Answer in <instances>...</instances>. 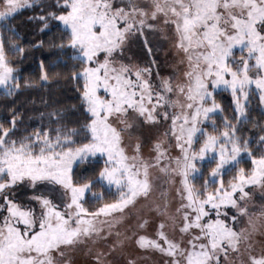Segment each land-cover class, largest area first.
Listing matches in <instances>:
<instances>
[{
    "label": "rangeland",
    "instance_id": "rangeland-1",
    "mask_svg": "<svg viewBox=\"0 0 264 264\" xmlns=\"http://www.w3.org/2000/svg\"><path fill=\"white\" fill-rule=\"evenodd\" d=\"M37 0H0V23ZM89 143L49 153L0 138V264H264V157L210 134L228 91L264 106V0H67ZM1 36V32H0ZM0 38V91L12 84ZM101 157L121 192L94 213L74 166ZM216 159L200 196L198 163ZM251 158L227 188L222 174ZM229 250V253L225 252Z\"/></svg>",
    "mask_w": 264,
    "mask_h": 264
},
{
    "label": "trees",
    "instance_id": "trees-1",
    "mask_svg": "<svg viewBox=\"0 0 264 264\" xmlns=\"http://www.w3.org/2000/svg\"><path fill=\"white\" fill-rule=\"evenodd\" d=\"M67 0H37L0 23L1 46L13 70L12 84L0 91V138L7 147H25L32 154L64 151L89 143L92 115L85 99V81L79 75L85 62L75 56L71 35L58 19L67 13ZM221 110L211 115L210 134L228 131L241 149L253 158L264 157V106L254 98L238 118L228 91L215 93ZM216 159L198 163L194 180L200 196L215 192L218 181L210 177ZM105 161L78 162L72 171L74 184L90 183L82 200L94 213L117 201L120 190L99 179ZM252 170L251 158H241L222 174L227 187L236 175Z\"/></svg>",
    "mask_w": 264,
    "mask_h": 264
},
{
    "label": "flooded vegetation",
    "instance_id": "flooded-vegetation-1",
    "mask_svg": "<svg viewBox=\"0 0 264 264\" xmlns=\"http://www.w3.org/2000/svg\"><path fill=\"white\" fill-rule=\"evenodd\" d=\"M225 252L227 253V255H228V253H229V250L228 249H225ZM215 264V263H214Z\"/></svg>",
    "mask_w": 264,
    "mask_h": 264
}]
</instances>
